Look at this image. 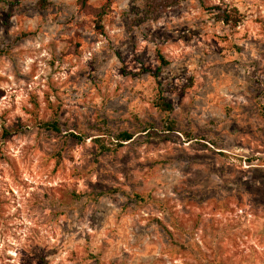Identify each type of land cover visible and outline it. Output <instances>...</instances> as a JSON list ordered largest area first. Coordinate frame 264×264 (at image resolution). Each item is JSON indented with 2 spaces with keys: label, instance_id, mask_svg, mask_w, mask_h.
Returning a JSON list of instances; mask_svg holds the SVG:
<instances>
[{
  "label": "rangeland",
  "instance_id": "obj_1",
  "mask_svg": "<svg viewBox=\"0 0 264 264\" xmlns=\"http://www.w3.org/2000/svg\"><path fill=\"white\" fill-rule=\"evenodd\" d=\"M9 1L0 264H264V0Z\"/></svg>",
  "mask_w": 264,
  "mask_h": 264
},
{
  "label": "trees",
  "instance_id": "obj_2",
  "mask_svg": "<svg viewBox=\"0 0 264 264\" xmlns=\"http://www.w3.org/2000/svg\"><path fill=\"white\" fill-rule=\"evenodd\" d=\"M1 2L11 4L12 2L9 0H0ZM184 0H143V6L138 10L135 17L138 19V22H142L143 20L155 19L158 17L163 11L179 5ZM38 7L41 10H47L54 3L50 0H38ZM134 8V7H133ZM109 9V3H106L102 7L95 8L92 13L95 16V22L98 24L99 28H102L101 20L102 17L107 14ZM218 20L223 21L225 24L231 27H237L241 22V14L237 8H230L227 10H220L218 16ZM160 61L163 65H167L168 62L164 59L163 56L160 55ZM159 74V70L157 71ZM162 90L159 91L158 100L155 102L156 107L163 111L171 112L173 111V104L167 102L164 97H162ZM43 128L48 130H53L55 132H60V128L57 122L53 123H44L42 124ZM171 128V127H170ZM74 138L81 140L77 135L71 134ZM134 138V135L128 132L120 133L117 137V146H122L124 142L131 141Z\"/></svg>",
  "mask_w": 264,
  "mask_h": 264
}]
</instances>
